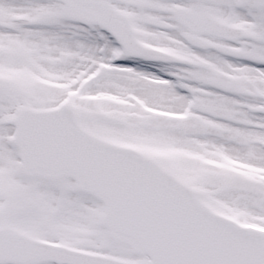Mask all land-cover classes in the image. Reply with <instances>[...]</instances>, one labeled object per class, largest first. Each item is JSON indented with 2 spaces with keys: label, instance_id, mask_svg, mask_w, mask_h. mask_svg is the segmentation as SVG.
I'll use <instances>...</instances> for the list:
<instances>
[{
  "label": "snow or ice",
  "instance_id": "6c2138e0",
  "mask_svg": "<svg viewBox=\"0 0 264 264\" xmlns=\"http://www.w3.org/2000/svg\"><path fill=\"white\" fill-rule=\"evenodd\" d=\"M0 264H264V0H0Z\"/></svg>",
  "mask_w": 264,
  "mask_h": 264
}]
</instances>
